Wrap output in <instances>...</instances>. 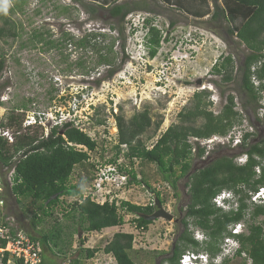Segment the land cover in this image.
<instances>
[{
  "label": "rangeland",
  "instance_id": "1",
  "mask_svg": "<svg viewBox=\"0 0 264 264\" xmlns=\"http://www.w3.org/2000/svg\"><path fill=\"white\" fill-rule=\"evenodd\" d=\"M119 1L129 3L141 0ZM143 1L147 2L152 12L128 15L124 21L123 38H119L116 31H112L111 28L118 27L116 20L108 18L104 10L98 12L100 17L98 13L91 16L79 5L72 4L71 0H28L23 14L11 16L19 37L0 39V56H3L5 62L0 74V137L7 142L9 137L14 142V137L25 131H20L18 122L24 129L23 122L27 116L44 118L41 126L25 128L29 129L26 131L29 134L39 136L44 133V137L48 135L52 124L58 123L59 128L72 120L74 126L82 128L96 142V149L89 153L86 163L74 169L69 186L77 187L83 195L93 180L95 167L116 159L125 167L126 173L131 170L137 175V180H144L150 189L142 183L130 181L121 190L113 192L110 199L118 203L123 201L147 206L154 202L155 194L159 193L162 207L172 215V221L160 218L152 221L146 230L139 231L134 222L136 217L121 211L124 221L121 228L86 233L79 230L78 215H72L71 204L79 198L61 197L52 210L53 215L33 227L31 217L37 213L36 204L23 201L22 207H25V211L16 205L10 193L9 179L12 178V169L3 167L0 163V198L3 200V206L0 207L1 222L11 223L36 241L40 239L41 233H48L56 223L63 228L60 239L62 252L53 246L46 247L40 243L39 250L45 264H62L67 258L72 260L73 251L77 249H70L69 244L78 246L79 241L75 230L81 234L80 240H85L84 244L87 243L91 249L97 250L87 264H116L111 255L103 253L102 248L118 231L134 235L133 250L136 254L131 256L134 264H155L159 260V254L169 253L172 241L180 230L174 222L186 213L185 204L189 201L185 185L187 177L179 179L174 190L162 179L155 165L137 159L129 161L124 155L125 146L121 147L122 152L116 157L114 147L117 144V129L114 115H121L124 120H129L134 114L147 108L153 124L161 122L156 131L152 127L140 136V140L150 148L169 126L179 123L177 115L183 108L190 109L193 106L194 94L207 92V102L210 103L207 110L215 115L226 103V97L232 95L235 98V110L242 119L240 125L231 129L228 134L230 138L228 135L226 139L213 138L214 141L207 142L205 146L199 141L206 139H198L197 142L189 137L188 142L193 153L197 146L205 148L201 161L195 158L191 161V172L201 168L208 161V157L226 155L233 157L237 164H243L246 157L243 155L244 149L240 147V139L246 132L251 134L248 143L264 140V113L258 109L254 114L249 108H242L247 96L240 89V72L235 69L233 80L224 82L220 75H215L212 71V66L216 62L219 64L222 57L231 55L237 68L248 54L245 46L227 33L226 22L220 18L211 20L210 16L196 19L162 0ZM208 1L210 10H213L212 1ZM83 2L92 4L88 0ZM217 4L222 6L221 1ZM10 7V0H0V14L6 13ZM62 8L68 10L63 12ZM146 18L152 20L162 39L166 38L161 42L154 59L148 58L144 45L147 30L142 27V23ZM171 22L174 23L173 27H169ZM35 30L48 33L54 41L61 40L63 33L70 34L77 40L88 32H101L108 35L106 44L112 41L111 38L115 41V63H119L122 57V43L127 59L111 79L105 80V67H97L96 56L89 51L85 52L74 45L47 52L42 51L40 45L33 47L31 34ZM22 44H26V47L21 48ZM79 59L84 61L83 69L74 66ZM91 68L97 69L88 72ZM96 80L102 81L96 85ZM197 80H200L199 86L196 84ZM9 116H14L16 122L5 128L3 126L7 124ZM102 120L105 122L98 125L97 122ZM202 123L203 120L198 119L195 125L200 126ZM221 192L229 195L225 202L238 207V196L233 191ZM67 213L71 216L66 217ZM11 220L14 221L10 222ZM260 220L261 218L257 219L255 223ZM245 221L241 222L243 232L247 225ZM187 222L188 234H194L198 244L196 249L189 245L182 246L183 254L194 256H189L188 259H196L202 264H223L226 260L227 264H243L245 255L237 256L240 244L234 237L242 232L232 234L233 225L228 227L231 235H224L221 241L216 242L194 226L191 220ZM210 244L219 248L213 260L207 252ZM246 264H250L249 260H246Z\"/></svg>",
  "mask_w": 264,
  "mask_h": 264
},
{
  "label": "trees",
  "instance_id": "2",
  "mask_svg": "<svg viewBox=\"0 0 264 264\" xmlns=\"http://www.w3.org/2000/svg\"><path fill=\"white\" fill-rule=\"evenodd\" d=\"M11 7L6 13L0 14V39L18 38L19 34L16 24L11 20L12 15L23 14L24 7L28 0H10ZM92 4H87L83 0H71L74 5H79L85 12L95 16L99 11H106L107 17L116 20L118 27L111 28L116 31L119 38H123L124 21L132 13H151L146 1L120 2L119 0H88ZM165 4L174 7L181 12L202 19L210 16L211 20L223 19L228 28L227 33L245 46L248 54L244 57L240 66L235 68L231 55L220 58L212 66L215 75H220L224 82L233 80L234 70L240 72V89L247 96V101L242 104V108H249L254 114L260 109V102L264 99V0H220L222 6H218V0H211L213 10L209 8L208 0H162ZM68 8H62L66 12ZM100 17V13H98ZM170 23L169 27H173ZM142 27L147 30L144 36V45L147 48L149 59H154L158 53L162 39L160 31L153 26L151 19H144ZM107 36L101 32H88L78 38L63 33L61 40H51L46 32L34 31L31 40L34 46L40 45L42 51L61 50L67 45H74L85 52L89 51L96 56L97 67H105V80L111 79L127 59L124 44H121L122 57L119 63L116 62V55L113 52L114 40L106 44ZM26 47L22 44L21 48ZM4 58L0 56V74L4 69ZM74 66L84 68V61L79 59ZM95 69H89L88 72ZM252 77L259 81V86L255 87L251 81ZM102 80H96L99 85ZM208 93L205 91L194 94L195 103L190 109L183 108L177 115L178 124L169 126L155 141L147 148L140 140L145 132L154 127L156 131L161 122L153 124L148 109L134 114L129 120L119 116H113L117 129L116 157L122 152L121 147L125 146V157L129 161L134 159L147 164L155 165L160 172L162 179L169 183L175 190L179 179L187 177L186 187L188 189L189 204L183 219L184 226H188V220L206 233L212 240L221 241L224 235H231L228 227L245 221L247 225L245 231L238 236H234L240 249L237 256L245 255L243 264L249 260L250 264H264V205H256L250 202L249 193L255 192L260 187H264V140L259 143H248L251 134L244 133L241 138L240 147L244 149L243 155L246 159L243 164H237L233 157L220 156L207 158L205 166L191 172V161L193 158L201 161L205 154L204 147H196L192 152V146L188 142L189 137L197 139H209L212 136L226 137L235 125H240L241 116L235 110V98L232 95L226 97V103L216 115L207 110L210 105L207 102ZM198 119L203 123L196 126ZM258 120V119H257ZM16 122L14 116H9L7 124L3 127L9 128ZM105 121H98L101 125ZM20 131L14 137V142L8 144L6 139L0 137V163L3 167L12 169L10 193L15 199L16 205L20 208L24 206L23 201H30L36 204L37 213L31 217L33 227L50 218L52 210L58 205L61 197H78L72 205V215L77 214L80 225L79 230L86 233H101L106 229L121 228L124 225L121 211L134 215L136 218L137 230H146L151 222L143 220L140 216H149L153 213L154 202L147 206H138L129 202L113 201L103 205H98L90 201L89 198L82 199V193L75 186H69L70 178L76 167L83 165L89 160V153L96 149V142L86 133L80 131L73 125V122H66L59 128L53 127L47 136L44 133L39 136L29 134V129H22L18 122ZM17 133V131H16ZM71 145V146H69ZM81 148H77V147ZM114 159L106 164H113ZM206 161V160H205ZM122 170L123 168L120 167ZM129 181L142 183L144 187L150 189L144 180H137V175L129 170L127 172ZM227 190L233 191L238 196L237 210L228 213L215 208L212 199L219 192ZM57 194L54 201L47 205L45 202ZM155 198L159 200L160 194L156 193ZM25 211V207L21 208ZM71 216L67 213L66 217ZM74 217V216H73ZM261 218L260 222L255 223ZM86 224V226H83ZM63 228L59 224H54L48 233H41L39 241L32 238L38 244L50 245L62 252L60 246L61 232ZM78 232V231H77ZM75 234L77 235L75 230ZM133 233L118 231L103 246L102 251L106 255H111L116 264H134L130 254L133 251ZM84 239L78 241L81 250ZM178 242L184 246H191L196 249L197 242L186 233L181 235ZM71 247L72 245L69 244ZM86 259H91L97 250L87 249ZM197 252L196 250H194ZM207 252L217 254L219 248L207 247ZM64 254V253H62ZM183 253L172 257L170 264H179V259ZM178 256V257H177ZM77 263L78 259L72 260ZM228 260L223 264H227ZM15 264H21L15 262Z\"/></svg>",
  "mask_w": 264,
  "mask_h": 264
},
{
  "label": "built area",
  "instance_id": "3",
  "mask_svg": "<svg viewBox=\"0 0 264 264\" xmlns=\"http://www.w3.org/2000/svg\"><path fill=\"white\" fill-rule=\"evenodd\" d=\"M251 81L255 87L259 86V81L254 77H252ZM260 106V111L264 113V99L261 100ZM68 122L74 123V121L72 120ZM23 123L24 128L32 127L35 125L41 126L43 123V119L41 117L36 118L35 116H27ZM57 124L58 123H56L55 125L52 124L50 128L58 126ZM75 127L84 132L82 128H79L78 126ZM228 137L230 138L229 135ZM213 138L226 139L227 137L213 136L212 138H209V140L206 139L199 142H202L201 145L205 146L207 145V142H213ZM193 140H196L198 142V139L196 138H193ZM238 140L239 139H237V142H240L241 139L239 141ZM12 142L13 140L8 137V144H11ZM77 148L79 149L81 147L78 146ZM118 161L119 160H117L113 164H99L95 167L93 180L86 193L82 195V199L89 198L91 202L98 205H103L106 202H109L111 204L114 201L113 199H110L112 193H115L117 190H121L123 187H125L128 184L129 180L128 174L124 170L125 167ZM120 167L123 169L121 170ZM10 182L11 179H9V183ZM1 194L2 189L0 188V195ZM228 196V194L219 192L212 199V204L216 208L221 209L226 213L230 211H236V206H232L225 202V199ZM249 197L250 202L253 204L264 203V187H260L257 191L249 193ZM2 206L3 200L2 198H0V207ZM13 221L14 220H11L10 222ZM241 226V222L233 225L231 233H243V230H241ZM189 256H191L192 258L194 257L192 254H182L179 260L180 263L187 264V259ZM200 258L205 260V257L203 255H200ZM15 262H19L21 264H42L40 250L38 245L32 240L31 237L24 234L20 229L15 228L11 223L3 221L0 222V264H15ZM62 264L76 263H73L71 259L67 258Z\"/></svg>",
  "mask_w": 264,
  "mask_h": 264
},
{
  "label": "flooded vegetation",
  "instance_id": "4",
  "mask_svg": "<svg viewBox=\"0 0 264 264\" xmlns=\"http://www.w3.org/2000/svg\"><path fill=\"white\" fill-rule=\"evenodd\" d=\"M186 204L188 205L189 204V201H187ZM186 204H185V206L187 207ZM163 209L166 211V208L163 207ZM155 210H156V207H154L153 213L155 212ZM179 213L181 214V211H179ZM183 219H184V217L182 216V217L179 218V220H175L174 223L175 224H178V226L180 227V230L175 235V237H174V239L172 241V244H171V248H170L169 253H166V254H162L161 253V254H159L158 255L159 260L155 264H170L169 260L172 257H174L175 255H177V254H179V253L182 252V245H181L180 242H178V239L184 233H186L190 238H192L193 240H195L194 234H188V230H187V227L184 226ZM208 255L213 260L216 257L217 254H211V253H209Z\"/></svg>",
  "mask_w": 264,
  "mask_h": 264
},
{
  "label": "water",
  "instance_id": "5",
  "mask_svg": "<svg viewBox=\"0 0 264 264\" xmlns=\"http://www.w3.org/2000/svg\"><path fill=\"white\" fill-rule=\"evenodd\" d=\"M197 86L200 85V80H197L196 82ZM206 162L203 163V165L201 166V168L203 166H205ZM196 170H193L192 172H194ZM58 195L55 194L53 195L52 197H50L46 202H45V205H47L50 201H54L55 199H57ZM154 205L156 207V210L154 213H152L151 215L149 216H146V215H141L140 217L147 221V222H152V221H155L157 219H165L167 221H172V215H170L167 211H165L161 205V203L159 202V200L157 198H154ZM80 233H78V240H80Z\"/></svg>",
  "mask_w": 264,
  "mask_h": 264
},
{
  "label": "crops",
  "instance_id": "6",
  "mask_svg": "<svg viewBox=\"0 0 264 264\" xmlns=\"http://www.w3.org/2000/svg\"><path fill=\"white\" fill-rule=\"evenodd\" d=\"M218 2H220V0H218ZM0 222H1V220H0ZM107 230V229H106ZM104 231V230H103ZM102 231V232H103ZM121 232H123V231H121ZM38 240V239H37ZM39 241V240H38ZM38 245V244H37ZM41 247V245L39 244L38 245V247ZM42 246H44V244H42ZM46 246V245H45ZM39 247V249H41ZM46 247H49V245H47ZM70 249H77L76 251H73V254H74V256L72 257V260H76V259H78V262L76 263V264H87V262H89L90 260L89 259H86V253H85V251L84 250H87V249H91L90 248V246H88V244L87 243H85L83 246H82V249H84V250H81L80 249V247H79V245L77 246H75V245H72L71 247H70ZM85 254V258H83V255ZM132 254L133 255H135L136 254V252H134V250L131 252V254H130V256H132ZM41 258H42V255H41ZM42 264H45L44 263V261H43V258H42Z\"/></svg>",
  "mask_w": 264,
  "mask_h": 264
},
{
  "label": "clouds",
  "instance_id": "7",
  "mask_svg": "<svg viewBox=\"0 0 264 264\" xmlns=\"http://www.w3.org/2000/svg\"><path fill=\"white\" fill-rule=\"evenodd\" d=\"M43 120H44V118H42ZM187 262H188V264H202L200 261H198V260H196V259H191V258H189L188 260H187Z\"/></svg>",
  "mask_w": 264,
  "mask_h": 264
}]
</instances>
